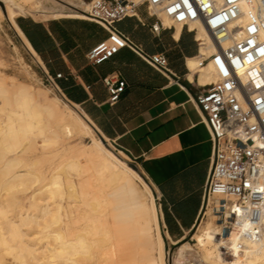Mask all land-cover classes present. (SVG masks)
I'll list each match as a JSON object with an SVG mask.
<instances>
[{"label": "bare ground", "instance_id": "6f19581e", "mask_svg": "<svg viewBox=\"0 0 264 264\" xmlns=\"http://www.w3.org/2000/svg\"><path fill=\"white\" fill-rule=\"evenodd\" d=\"M0 2L22 45L40 65L15 19L25 11L37 9L41 0ZM67 4L84 10L81 5ZM158 16L164 27L175 25L176 33L180 32L181 25L162 14ZM66 17L83 18L76 13L54 14L57 19ZM197 38L210 39V35L205 28L198 27ZM213 51L208 47V53ZM188 68L199 73L202 85L217 81L212 65L199 68L197 59H191ZM0 111L4 116L0 120V190L19 187L26 199L19 201L16 196L0 201V264L2 256L11 253L20 264H166L164 242L148 187L135 170L118 160L100 141L93 139L91 145L78 142L96 133L83 114L62 104L57 97H49L48 90L7 84L2 77ZM47 159L56 161L38 174L23 170ZM137 183L151 198L149 207L139 200ZM33 184L38 185L32 188ZM29 188L32 190L27 192ZM150 222L154 236L150 234ZM216 225L221 227L222 235V226ZM193 241L197 251L183 240L170 241L178 245L173 264H264V229L259 241L242 240V251L237 250L234 234L227 239L215 238L205 229L195 234ZM223 247L233 250L231 256H224Z\"/></svg>", "mask_w": 264, "mask_h": 264}, {"label": "crops", "instance_id": "0c3cea01", "mask_svg": "<svg viewBox=\"0 0 264 264\" xmlns=\"http://www.w3.org/2000/svg\"><path fill=\"white\" fill-rule=\"evenodd\" d=\"M18 19L17 27L39 57L42 73L61 74L64 78L56 83L68 104L83 114L99 137L139 166L155 192L164 238L186 239L205 207L203 187L212 156L209 131L194 103L207 85L200 84L199 73L188 68V60L198 55L196 35L188 27L176 33L175 25L154 33L152 27L159 19L144 5L138 7L136 17L116 24L144 53L167 59V71L160 73L128 49L100 65L88 63L89 51L108 37L94 23L75 17ZM112 74L119 75L126 88L110 106L101 80Z\"/></svg>", "mask_w": 264, "mask_h": 264}, {"label": "built area", "instance_id": "2783aa9c", "mask_svg": "<svg viewBox=\"0 0 264 264\" xmlns=\"http://www.w3.org/2000/svg\"><path fill=\"white\" fill-rule=\"evenodd\" d=\"M74 1L85 6L84 10L67 6L65 12L81 14L83 18L77 20L94 23L108 33L87 54L91 65L128 49L156 71H167L163 55L144 53L116 28L125 18L136 17L139 6L159 19L152 27L156 34L165 28L158 14L181 27L196 25L190 30L196 35L198 67L212 65L217 77L194 99L212 142L204 208L210 204L222 226L219 238L234 234L237 250L242 251V240L259 241L264 229V0ZM198 27L205 28L210 39L197 38ZM208 47L214 51L208 53ZM44 78L62 96L56 81L64 77L45 73ZM101 82L109 95L108 104L115 105L126 82L117 74ZM222 252L229 257L233 250L223 247Z\"/></svg>", "mask_w": 264, "mask_h": 264}, {"label": "rangeland", "instance_id": "374dc122", "mask_svg": "<svg viewBox=\"0 0 264 264\" xmlns=\"http://www.w3.org/2000/svg\"><path fill=\"white\" fill-rule=\"evenodd\" d=\"M128 1L139 3L142 0L141 1L128 0ZM67 3H74L77 5H81L79 2L74 1V0H41L40 2L41 6H39L34 11H25L21 13L19 16L16 17V19L24 17L28 19L33 18L36 21H46V20H50L54 18V14L56 13L70 14L69 12H65V10H67L66 7L69 6ZM80 8H85V6H82ZM44 74L42 73L35 59L28 53V51L24 48L19 38L16 36L10 23L7 21L5 17L4 4L0 2V77L4 78L7 84L20 83V84L29 86L30 88H32V90H35V91L36 90H43V91L48 90L49 97L55 96L61 101L62 104H67L75 111H78L72 105L68 104V102L64 99L63 96L57 93L54 89L51 88V86L48 85V83L45 82ZM2 119H4V116H3V113H1L0 111V120ZM93 139L100 141L102 145L108 151H111V153H113V155L118 160H120L123 164H125L128 168H130L129 164L135 165L140 172V173L139 172L137 173L142 177L143 180L135 173V171H133L131 168L130 169L136 174V176L147 187L148 185L151 187L148 180L143 176V174H141V169L136 164V162L120 154V152H118L117 147L113 143L105 141L106 144H104V142H102V140L97 135V133L91 136L89 135L84 138H81L78 140V142H80L81 145H91L93 143ZM54 161L56 160H53V161L51 159H47L45 161L42 160L39 164H36L35 166H32L30 164L29 167L23 168V170H26V171L29 170L28 173H31V174L32 173L38 174L39 171L46 170ZM60 172H61V177L65 181V176L63 175L62 171H59V173ZM71 178H72L73 184L77 186V178L75 177L74 173L71 174ZM46 182L48 181H45L44 183ZM137 184H138L137 190H138L139 200L141 201V203L149 207L151 203V198L149 197V195L146 194L142 186L139 183ZM37 185L38 184H33L32 188L34 187L36 188ZM29 186L30 185L28 184V187ZM15 188H17V190ZM15 188L14 190L12 189L13 191H15V193L12 190L8 189L11 191V194L13 193L14 196L13 195L10 196V193H9L10 191L0 190V201H3L5 199H11L9 197L14 198L16 196H17L16 197L17 200L26 201V199L24 198V194H22L23 192L21 193V190H19L20 188L19 187H15ZM32 188H29L27 192H30ZM151 189H152L154 196L152 195L150 189H149V192L153 198V204L155 206L156 215H157L158 229H159L161 238L164 242L163 250H164V255L166 258V264H173V259L176 256L178 245H174L170 243V241L166 240L162 234L161 226H160L159 206L157 205L158 202L155 196V192L152 187ZM65 201H67V199ZM213 216L214 215L213 213H211L210 208L208 210L207 208H204L195 229L191 232V234L186 239H183V242L189 243L192 246V248L195 251H197V247L194 246L195 241H193V236L195 234L206 229V231H209L212 236L217 238L221 231V227L219 225H216L219 223L215 221L216 219ZM154 233L155 231H154L153 223L150 222L151 236H154ZM37 236L38 235H36L35 237ZM195 251L193 252L194 255H195ZM14 257H15L14 253L3 255L2 264H20L19 260L16 261ZM183 264H186V263L184 262Z\"/></svg>", "mask_w": 264, "mask_h": 264}, {"label": "water", "instance_id": "95a60500", "mask_svg": "<svg viewBox=\"0 0 264 264\" xmlns=\"http://www.w3.org/2000/svg\"><path fill=\"white\" fill-rule=\"evenodd\" d=\"M100 139L102 140V142H104V144H106L105 141H104V139H102L101 137H100ZM129 166H130L133 170H135L136 172H139L138 168H137L135 165H131V164H129ZM139 173H140V172H139Z\"/></svg>", "mask_w": 264, "mask_h": 264}, {"label": "trees", "instance_id": "16d2710c", "mask_svg": "<svg viewBox=\"0 0 264 264\" xmlns=\"http://www.w3.org/2000/svg\"><path fill=\"white\" fill-rule=\"evenodd\" d=\"M17 23L20 26V28L25 32L24 26H23V24L21 23V21L19 19L17 20Z\"/></svg>", "mask_w": 264, "mask_h": 264}]
</instances>
